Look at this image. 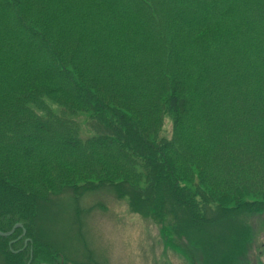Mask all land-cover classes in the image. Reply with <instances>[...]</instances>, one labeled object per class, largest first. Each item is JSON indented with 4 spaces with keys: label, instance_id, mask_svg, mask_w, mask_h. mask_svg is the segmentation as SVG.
<instances>
[{
    "label": "trees",
    "instance_id": "trees-1",
    "mask_svg": "<svg viewBox=\"0 0 264 264\" xmlns=\"http://www.w3.org/2000/svg\"><path fill=\"white\" fill-rule=\"evenodd\" d=\"M86 186L204 235L264 210V0H0V230L31 237L19 264L43 252L44 202ZM231 232L212 264H240Z\"/></svg>",
    "mask_w": 264,
    "mask_h": 264
},
{
    "label": "rangeland",
    "instance_id": "rangeland-1",
    "mask_svg": "<svg viewBox=\"0 0 264 264\" xmlns=\"http://www.w3.org/2000/svg\"><path fill=\"white\" fill-rule=\"evenodd\" d=\"M84 120L80 119L83 128L92 132L93 124ZM172 128L166 116L162 134L171 137ZM79 189H67L40 207L34 237L42 241L43 252L32 264H212L204 253L206 242L214 234L231 231L237 232L242 248L240 264L264 252V210L241 211L229 222L209 226L204 235L180 221L159 222L133 210L131 200L120 197L114 186ZM16 234L21 244L0 236V264H19L21 253L16 254L24 249L22 240L30 242L31 237L22 236V231ZM5 242L18 245L14 256L5 252Z\"/></svg>",
    "mask_w": 264,
    "mask_h": 264
},
{
    "label": "water",
    "instance_id": "water-1",
    "mask_svg": "<svg viewBox=\"0 0 264 264\" xmlns=\"http://www.w3.org/2000/svg\"><path fill=\"white\" fill-rule=\"evenodd\" d=\"M18 228H22L23 229V235H26V229L24 228L23 224L21 223H17L10 231H2L0 230V236L2 237H10L12 236V234L18 229ZM29 240L25 241V246L28 244ZM28 264H32V255H31V259L29 260Z\"/></svg>",
    "mask_w": 264,
    "mask_h": 264
},
{
    "label": "flooded vegetation",
    "instance_id": "flooded-vegetation-1",
    "mask_svg": "<svg viewBox=\"0 0 264 264\" xmlns=\"http://www.w3.org/2000/svg\"><path fill=\"white\" fill-rule=\"evenodd\" d=\"M25 241L26 240H24V244ZM244 264H245V260H244ZM246 264H264V252H260L256 256H250L248 259H246Z\"/></svg>",
    "mask_w": 264,
    "mask_h": 264
}]
</instances>
